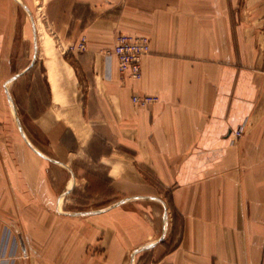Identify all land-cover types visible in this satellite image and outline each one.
Segmentation results:
<instances>
[{"label":"crops","instance_id":"crops-1","mask_svg":"<svg viewBox=\"0 0 264 264\" xmlns=\"http://www.w3.org/2000/svg\"><path fill=\"white\" fill-rule=\"evenodd\" d=\"M14 1L28 11L23 1L29 0ZM49 3L64 39L75 43L83 35L86 49L74 55V65L61 57L55 67L43 66L48 99L31 118L36 130L29 132L22 127L17 92L10 84L34 59L10 74L16 7L0 0V204L56 198L59 214L103 218L138 202L140 220L129 212L121 215L130 234L140 232L135 250L171 245L168 234L176 238L158 264H264V0ZM80 8L92 16L77 15ZM28 13L36 55L34 18ZM120 32L149 39L139 80L122 81L115 60H105L104 51ZM65 69L73 96L76 71L87 80L79 102L66 93ZM134 94L157 96L158 101L138 106ZM69 105L78 106L77 114L61 119L60 110ZM239 127L243 133L236 138ZM34 134H41L47 145ZM19 155L24 157V185L17 182L22 176L16 169ZM100 184L125 195L97 210H62V198L75 187ZM37 186L45 199L37 196ZM3 208L0 251L9 228L7 252H12L14 237L12 264H19L27 251L25 238ZM156 211L159 226L150 214Z\"/></svg>","mask_w":264,"mask_h":264},{"label":"rangeland","instance_id":"rangeland-1","mask_svg":"<svg viewBox=\"0 0 264 264\" xmlns=\"http://www.w3.org/2000/svg\"><path fill=\"white\" fill-rule=\"evenodd\" d=\"M11 1L16 7L18 32L14 57L11 59L10 74L19 73L30 66L32 59L34 60L28 70L10 84V89L12 88L14 94L17 92L14 100L23 129L27 128L29 132H33L36 128L31 118L44 108L45 101L48 99L43 66L55 67L56 60L61 57L74 65V55L86 49V38L82 35L75 43H69L64 39L62 27L56 24V11L48 8L51 4L50 0H29L28 3L22 0L34 18L37 46L35 55L34 36L31 37L29 32V13L19 3ZM77 12V15H81L84 19L92 16V11L85 8H80ZM23 23L26 24V31L22 29ZM23 32L25 38L22 36ZM117 34L114 33V39ZM76 75L79 83L74 96V87L67 74V69H65L64 81L66 93L69 97H76L79 102L86 92L87 80L80 72L76 71ZM59 95H63L62 97L66 99V94H63L62 90L59 91ZM77 109L76 105L65 106L58 116L61 119L69 115L75 116ZM35 138L41 145H47L46 139L41 134H36ZM19 156L21 159L19 158L16 169L22 173V176L17 179V182L24 185V157ZM39 183L42 184L41 181ZM41 189L42 186H37V196L45 199L46 195L41 193ZM88 189L75 187L66 197L62 198V204L60 202L62 210L71 212L97 210L117 202L125 195L118 190V187L110 188L104 184ZM1 204L7 213L8 221L15 224L17 230L25 238L27 251L19 264H158L161 254L168 250L176 240L174 235L168 234L166 241H169L171 245L158 244L151 249L134 253L137 246H140V232L130 234L122 224L121 215L129 212L135 219L140 220L138 202L126 203L118 208L123 213L103 218L97 216L71 217L59 214L56 212V198L45 203L20 201L1 202ZM60 209L59 212L62 213ZM144 213L152 220L149 214ZM150 214L154 216L153 220L159 226L160 211L150 212ZM174 218L177 217L174 215Z\"/></svg>","mask_w":264,"mask_h":264},{"label":"built area","instance_id":"built-area-1","mask_svg":"<svg viewBox=\"0 0 264 264\" xmlns=\"http://www.w3.org/2000/svg\"><path fill=\"white\" fill-rule=\"evenodd\" d=\"M150 52L149 39L144 35L119 33L114 39V44L110 49L104 51L105 60L110 64L115 60L119 78L139 80L142 77L141 62ZM158 101L157 96L148 94L132 96V102L138 106H147ZM243 133V128L239 127L234 136L239 138ZM10 229L6 228L3 234L4 247L0 251V264H12L15 258V249L17 241L12 237V252H7V243L10 241ZM10 262V263H9Z\"/></svg>","mask_w":264,"mask_h":264},{"label":"bare ground","instance_id":"bare-ground-1","mask_svg":"<svg viewBox=\"0 0 264 264\" xmlns=\"http://www.w3.org/2000/svg\"><path fill=\"white\" fill-rule=\"evenodd\" d=\"M32 146H33V145H32ZM35 146H37V145H35ZM38 150H40V149H38ZM39 152H40V151H39ZM45 152H46V151H45ZM45 152H44V153H45Z\"/></svg>","mask_w":264,"mask_h":264},{"label":"water","instance_id":"water-1","mask_svg":"<svg viewBox=\"0 0 264 264\" xmlns=\"http://www.w3.org/2000/svg\"><path fill=\"white\" fill-rule=\"evenodd\" d=\"M139 250H140V249H139ZM139 250H135L134 252L139 251Z\"/></svg>","mask_w":264,"mask_h":264}]
</instances>
